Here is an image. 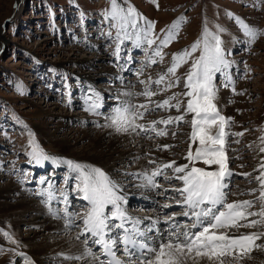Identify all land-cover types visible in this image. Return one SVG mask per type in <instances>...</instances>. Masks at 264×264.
<instances>
[{
  "label": "rangeland",
  "instance_id": "1",
  "mask_svg": "<svg viewBox=\"0 0 264 264\" xmlns=\"http://www.w3.org/2000/svg\"><path fill=\"white\" fill-rule=\"evenodd\" d=\"M116 6L124 13L134 8L147 21L154 22L148 38L155 39L156 44L135 46L138 30L130 26L121 30L122 21L109 15L113 0H0V187L8 184L12 189L1 200L13 203L19 196L31 199L48 216L58 218L73 235L79 234V240L83 241L80 228L84 225L80 217L86 215L89 204L76 191L78 173L70 171L66 163L47 160L37 164L29 155L33 141L50 157L101 169L118 186V193L124 192L128 200L123 206L126 210L146 215V210L156 208L164 218L172 217L171 212L175 215L182 212L185 207L177 203L182 197L175 189L183 187V183L173 178V169H163V174L155 177L158 185L155 187L145 182V176L171 161L177 166L189 163L186 156L192 143V114H185L187 98L179 94L186 90L185 77L192 61L177 69L178 83L171 76L160 85L147 81L165 74L172 64L173 53L190 50L207 29L220 37L225 59L231 62L230 67L215 73L213 78L214 103L221 116L231 118L225 125L228 135L224 151L227 167L233 173L225 180L226 202L255 200L251 211L258 212L261 202L256 199L260 188L256 177L264 163V152L260 151L264 147L261 141L264 137V0H116ZM181 16L184 22L177 38L161 49L163 59L152 55L160 39ZM132 19L137 20L142 31L145 20L136 16ZM238 21L259 31L254 42H249ZM199 55V49L192 54L193 58ZM153 59L154 64L150 63ZM169 81L175 86L162 90ZM146 89L156 93L151 102L141 95ZM173 94L178 96L179 109L157 107ZM170 103L174 105L177 100ZM93 104L99 106L92 110ZM127 104H148L150 109L143 118L136 119L137 124H143L149 131L139 135L131 132L146 145L142 157L145 176L136 167L142 158L121 162L123 150L113 153L116 160H108L103 155L104 147L93 142L95 135L105 132L120 138L121 132L108 123L111 124L115 109ZM180 115H184V120L176 121L174 118ZM170 117L172 123H163ZM153 121L157 123L153 125ZM217 131L214 126L211 134ZM157 132L165 134L157 135ZM199 146L198 141L192 143L193 153ZM194 166L206 167L202 161ZM216 167L213 165L212 170ZM136 178L142 185L135 182ZM145 184L151 191L145 189ZM135 188L141 189L140 196L134 193ZM131 199H140L148 207L130 203ZM150 200L153 206L146 204ZM65 206L70 211L69 218L63 211ZM2 216L0 208V219L4 220ZM66 217L68 222L73 221L71 225L66 223ZM185 221L191 219L186 217ZM252 229L264 231L259 225ZM39 230V226L24 221L13 229L6 220H0V264H60L56 257L34 261L23 249V238ZM258 251L264 249H254ZM248 257L264 264V254L250 253Z\"/></svg>",
  "mask_w": 264,
  "mask_h": 264
},
{
  "label": "snow or ice",
  "instance_id": "2",
  "mask_svg": "<svg viewBox=\"0 0 264 264\" xmlns=\"http://www.w3.org/2000/svg\"><path fill=\"white\" fill-rule=\"evenodd\" d=\"M123 13V15H122ZM113 18H119L122 21L121 30L126 27L137 29L136 47H142L147 44L152 47L156 44L155 39L148 38L151 30L154 28V22L147 21L144 17L136 13L134 8H129L127 13L123 9H117L116 0H113V11L109 14ZM145 20V27L140 30V26L136 19ZM184 22V17H179L169 27L163 39H160L159 45L152 53L163 59L161 49L167 47L169 43L177 38L178 30ZM245 35L249 37V42L252 43L260 34L258 30L253 29L242 21H238ZM163 31V30H162ZM223 31V29H221ZM125 32V38H127ZM119 38V34H118ZM200 50L198 58H193L192 54ZM119 51V45H117ZM192 61L191 68L185 77V91L179 95L187 98V106L184 109L185 114H192V132L190 140L192 143L199 142V147L193 153L192 143L189 144V151L186 159L188 164L177 166L175 161L158 168L146 177L147 183L152 186H158L155 183V177L163 174V169L171 168L174 172L175 179L182 181L183 187L175 189L179 192L182 199L177 201L185 207L184 216L192 220L191 225H180L175 223V216L167 217L166 222L170 224V231L167 242H161L157 248L148 247L146 242H141L144 233L139 229V220H132L122 207L126 200L118 193V186L110 180V178L99 168L91 166H82L73 161H64L55 157H50L39 149L33 141V151L29 153L37 164H42L43 161L52 160L55 164L66 163L70 171L78 173L76 191L82 194V199L87 201L89 209L82 217L83 231L81 235L88 233L93 238V243L101 245L103 251L112 259L109 264H123L116 258L114 247L118 243L109 235L112 228L122 229L123 235L119 242L125 245V254L130 255V249L140 248L146 250L149 254H154L153 259L145 257L140 264H189L190 261H196L198 264L200 259L207 258L210 264H229V258L240 264L244 257H248L254 249H264V231H256L247 234L233 235L232 230L240 228H256L258 225L264 227V163L258 169L259 175L256 180L260 186L259 196L256 198L260 203L258 212L251 211L255 204V200H242L226 202V193L224 189L228 187L225 183L226 178L231 177L233 173L227 167V157L224 151L225 138L228 133L225 131V125L231 122V118H225L220 115L214 100L216 98V89L213 84L215 73L221 72L230 67L229 61L225 59L222 41L216 34L210 33L207 29L201 35V38L193 43L191 49H184L181 52L173 53L172 64L167 69V72L153 81L151 78L147 81L148 84L155 83L160 85L169 76L179 82L176 77V71L183 64ZM150 63H156V60H151ZM226 78L231 80L229 76ZM145 83L144 81H141ZM175 84L169 81L165 89L174 87ZM227 86V85H226ZM235 91V89H233ZM156 93L150 89H146L144 95L149 98ZM242 94V93H240ZM171 100H177L176 104H171ZM180 108L177 94H173L169 99L164 100L157 107ZM99 105L93 104L92 110ZM143 109V111H139ZM148 104L133 106L130 104L121 105L115 109V115L112 118L111 125L117 132H133L137 135L142 132L149 131L143 124H137L136 119L143 118L145 113L149 111ZM176 121L184 120V115L174 118ZM173 122V118L163 121L165 124ZM157 122L153 121L155 125ZM217 127L218 131L213 135L211 129ZM157 135H164V132H157ZM243 135V133H236ZM264 142V137H261ZM167 147V146H165ZM264 152V147L260 148ZM206 167L194 166L197 162H201ZM154 163V161H150ZM217 166L212 170V166ZM244 175H250L245 173ZM43 179L41 183H43ZM256 192L257 189H252ZM49 199L53 198L51 192L48 194ZM112 206L111 215L106 214L105 209ZM220 208H217V206ZM170 207V205H164ZM222 209V210H221ZM66 215H70L65 210ZM250 217H259V219H249ZM119 219L120 224H111L110 221ZM131 222L132 228H126L125 224ZM69 225L73 223L69 220ZM192 229H199L193 232ZM7 235V233H5ZM80 237L78 236L77 239ZM15 242V241H13ZM87 244L88 241L86 240ZM86 255L93 256L94 259H99L90 248L86 250ZM23 255V254H21ZM68 259H83V257H68Z\"/></svg>",
  "mask_w": 264,
  "mask_h": 264
},
{
  "label": "bare ground",
  "instance_id": "3",
  "mask_svg": "<svg viewBox=\"0 0 264 264\" xmlns=\"http://www.w3.org/2000/svg\"><path fill=\"white\" fill-rule=\"evenodd\" d=\"M120 104H122V103H120ZM108 125H111V124L108 123ZM121 134L122 135L120 136V138H118L117 136H113V135L109 134L108 132H105V134L95 135V139L93 142L95 143V145H99L101 147H104V152H103L104 154L103 155L105 157H107L108 160L109 159L116 160L115 157H113V155H114L113 153H118V152L121 153V151L123 152V150H125V151H124V153L120 154L122 156L119 159L121 162L127 161V159L132 158V157L142 158L143 154H144L143 152L145 151V146H146L145 143L141 139H138V137L137 138L134 137L133 134L131 133V131L121 132ZM110 149H112L113 152L110 151ZM93 155L96 156L95 154H93ZM144 160L145 159L142 158L140 160V162L138 163L139 166H136L137 169L140 170L142 176H145L144 172H142V171H144L143 170L144 168H142V167H145V163L143 162ZM133 173H135V172H133ZM147 176H145V179ZM135 182L139 185H142V183L139 182V178H136ZM145 182H147V180H145ZM155 183H156V181H155ZM147 185L146 184L144 185L145 189L150 190V188H148ZM134 190H135L134 193H136V195L142 194L141 189L135 188ZM165 190L169 191V189H163V191H165ZM10 192H12V189L10 188V186L8 184L0 187L1 213L3 211L2 218H4V220H6L8 222V225H10V228H13V229L16 228L17 226L20 225L21 221H24L25 224L28 223V225L34 224L35 226L40 227L39 231H37V232L35 231V232H33V234L31 236L27 235L26 237L23 238V244H24L23 249L26 252H28L30 255L33 256L34 261H38V260L40 262L41 261H47V260H50L52 257H56V259H55L56 262H59L60 264H108L106 261V257L103 255V247L101 245H96L95 243H93L92 242L93 238L90 236V234L85 233V234L81 235V236H84V237H82L83 239L81 238L83 241L77 239V237L80 236L79 234L73 235L72 234L73 232L72 233L69 232L68 229L65 226H63V224L58 220V218L53 219V218H51V216H48L45 213V210L40 208L34 202H32L31 199H28V198L26 199L24 197L19 196V198L16 197V199L13 203H8L5 200L4 201L1 200V198L6 199L8 196V193H10ZM169 192H173V191H169ZM19 194L20 193H18V195ZM119 194L125 198L124 192L119 191ZM65 198H66V200H68L67 196H65ZM126 201H128V200H126ZM129 202L130 203L136 202L139 206H143V205L146 206L144 204L145 202L141 201L140 199H138V200L131 199V200H129ZM152 203H153V201H151V200L146 202V204L150 205V206H153ZM125 204L126 203H123L122 207ZM165 204H167V203H165ZM67 205H68V207L70 206V204H67ZM49 207H50V205H49ZM68 207L65 206L63 211L64 212H65V210L67 211ZM146 207H148V206H146ZM108 209H111V211H112V207L111 208L107 207L105 209L106 214H108L110 216L111 211ZM50 211H52V213L54 214V211L52 208L50 209ZM68 212L67 213L70 214L69 210H68ZM126 212H127V215L132 220H139V222H140L139 223V229L144 233L145 237H148L150 239L155 240L156 233L159 232L161 234V236H162L161 241L158 242L155 240V248L158 249L159 244L161 242H164V241L167 242V239L169 236V231H170V224L168 222H166V218H164L158 214V209H156V208L148 209V210H146V215H140V214H143V212L142 213H134L133 211L129 210L128 208H127ZM183 213L184 212L181 213V211H180L179 214L177 213L178 215H175L176 213L174 214L173 212H171V213H169L170 214L169 216H173V215L175 216V218H176L174 221L175 223H178L180 225L188 224L190 226L191 225L190 223L192 220L189 222L188 221L186 222L185 221L186 216H184ZM84 215L85 214L81 215V217H80L81 220H82V217ZM25 216H28L29 218L24 219L23 217H25ZM67 216H68V218L70 217V215H67ZM0 220L4 221L2 219H0ZM66 223H68L67 217H66ZM110 223L111 224H120L121 221L119 219H116V220L110 221ZM80 224H81V221H80ZM132 226L133 225L131 222H128L125 224V227L129 228V229H131ZM83 228H80V234L82 233ZM41 229H43V230H41ZM122 231H123L122 229L112 228L109 235L112 239L119 241ZM192 231L194 232V229H192ZM251 232H255V230H253L252 228H240L239 230H236V229L232 230L233 235H241V234H247V233H251ZM86 235H88V236H86ZM36 239H38V240H36ZM86 240L88 241L87 244L85 243ZM88 248H90L92 250V252L95 254V256L99 257V259H94L93 256L86 255L85 253H86V250ZM113 250L117 256L122 258V262H123V259L125 258V256L122 254V245H120V243H117ZM251 253L256 254V255H259L260 253L264 254L263 251H261V252L258 251V253H257V252H254V250ZM68 257H83V259H69V260H67ZM153 258H154V254H150L149 259H153ZM248 258L249 257L242 258V260L240 261V264H258L257 260L254 261L252 259L253 257L251 259H248ZM125 262L127 264H140V262H137L134 259H128V258H125ZM37 264H38V262H37ZM189 264H196V261H190ZM198 264H210V262L207 260V258H203V259L199 260ZM229 264H235V262L232 260V258H229Z\"/></svg>",
  "mask_w": 264,
  "mask_h": 264
}]
</instances>
